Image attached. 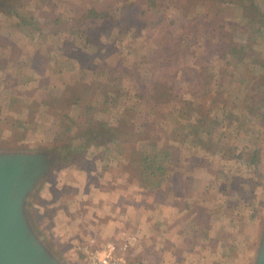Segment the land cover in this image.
Wrapping results in <instances>:
<instances>
[{
  "label": "rangeland",
  "instance_id": "374dc122",
  "mask_svg": "<svg viewBox=\"0 0 264 264\" xmlns=\"http://www.w3.org/2000/svg\"><path fill=\"white\" fill-rule=\"evenodd\" d=\"M105 1L112 5V0ZM175 1L167 0L168 4L164 9L158 13H151L152 18L149 20L151 19L152 22L156 21L159 15L164 17L162 31L161 28L157 30L153 27L150 31H132L122 40H108L106 35L100 40L99 47L96 44L82 49L78 46L79 41L77 42L74 36L67 33L50 35L46 40L39 42L32 41L18 28L16 18L6 14L7 7L0 13V39L5 40L0 42V56L5 55L0 57V149L48 151L59 160L58 166L48 180V185L40 189L42 193L31 203V217L35 223L40 224L43 221L41 212L47 205L45 194L61 171L71 173L83 171L88 173V177L99 179L106 169L126 168L133 178L148 187L154 188L153 184L156 183L159 190L162 188L165 171L152 183L140 180L129 166L128 155L126 161L121 164L116 160L108 164L100 160L87 164L88 170L98 165V170L94 169L91 173L85 169L67 168L64 154L58 149L55 140L62 132L63 126L64 130L71 129L66 134L74 131L79 108L71 107L68 112H63L51 106V103L60 98L65 91L77 92L86 82L109 84V76L113 71H118L120 66L121 69L128 67L129 73L120 74L117 86L110 84L112 89L103 91L107 99L95 109L99 119L113 126L128 123L129 119L124 111L129 102L125 92L134 87L136 79L148 81L154 76L166 75L169 72L162 64L148 60L145 57L146 52L151 48L155 49L156 41L161 38L168 39L169 34L184 36L190 24L195 25L200 21L209 4V0H178L180 4L176 6ZM89 2L91 0H52V2L31 0L24 2L23 8L18 7L21 12L30 11L35 17L44 21L55 16L74 15L75 11L80 10L79 7H86ZM246 2L248 5L251 2L262 7L264 11V0H246ZM6 3L8 5L7 1ZM12 3H15L14 0ZM75 5H78V8ZM224 13L225 29L233 32L235 43H246L251 35L250 48L253 52L246 54L240 62L237 60L238 57L228 56L221 59L216 52L217 36L214 33L212 35L207 33L198 40L186 41L179 57L188 67L200 69L206 66L209 83L198 84L199 76L194 77L191 74L179 80L177 87L181 90L180 95L174 103L166 106L164 125L162 123L159 125L163 129L158 132L157 137L161 150L167 154L170 149L177 147L182 136H189L192 138L191 147L200 148L202 150L200 154L220 153L226 161L232 163L229 167L234 172L240 174L244 171L252 176V184L257 189L258 199L253 204L257 213L250 225L251 245L248 246L249 251L244 256L246 261L243 256L240 257L242 255L240 253L238 257L235 256L243 259L244 264H252L264 221V67L262 66L264 41L257 33L260 24L252 13L245 15L243 9L235 4L226 5ZM145 19L148 21L147 18ZM169 20L173 25H170ZM192 78L197 81L196 84L192 82ZM207 89L211 92L209 93ZM191 92H198L200 96L195 97ZM11 97L17 101L11 103ZM189 103L191 105L185 107ZM208 119L212 120V123H207L212 125V134L208 138L212 141H206L209 146L206 150L195 144L193 134L183 126L198 124L200 136L197 138L205 139L208 136L201 124ZM143 120L145 116L142 113L136 115V123H141ZM188 146L189 143H179V150L185 152ZM111 147L115 148L116 145L112 144ZM79 152L86 153L87 158L91 160L95 159L97 154L92 147L83 148ZM254 152L258 153L256 163L251 161ZM170 159H174L172 155L167 160L168 164ZM203 159L202 157L201 161ZM101 166L105 168L99 170ZM194 220L193 218L189 223ZM44 233L56 247L48 231L44 230ZM229 234V240L236 243L237 239L232 238L231 231ZM56 248L63 254L58 247ZM233 249L241 250L236 244ZM227 257L229 260L232 259L231 255Z\"/></svg>",
  "mask_w": 264,
  "mask_h": 264
},
{
  "label": "crops",
  "instance_id": "0c3cea01",
  "mask_svg": "<svg viewBox=\"0 0 264 264\" xmlns=\"http://www.w3.org/2000/svg\"><path fill=\"white\" fill-rule=\"evenodd\" d=\"M182 142L189 143L185 152L179 150ZM191 142L182 136L167 153L174 159L160 190L156 183L152 188L133 178L126 168L106 169L99 179L61 171L45 194L40 225L70 264H87L80 246L120 243L134 234L139 241L129 264H244L257 213L252 176L234 172L220 153L200 154ZM235 244L242 252L233 249ZM239 253L243 259L235 257Z\"/></svg>",
  "mask_w": 264,
  "mask_h": 264
},
{
  "label": "trees",
  "instance_id": "16d2710c",
  "mask_svg": "<svg viewBox=\"0 0 264 264\" xmlns=\"http://www.w3.org/2000/svg\"><path fill=\"white\" fill-rule=\"evenodd\" d=\"M5 1L8 2L6 14L16 18L18 28L24 31L30 40L39 42L46 40L50 35L67 33L79 41L77 42L81 49L96 44L99 47L100 40L106 35L108 40H122L132 31H150L151 27L157 30L161 28L162 31L165 23L164 17L159 15L154 22L149 18H152L151 13L160 12L168 4L167 0H112L111 5L105 0H91L88 6L79 7L80 10L75 11L74 15L55 16L52 19L42 21L30 11H20L19 7L23 8L22 4L31 0H14L15 3H12V0ZM45 1L52 2V0ZM180 1L176 0L174 4L178 6ZM231 4L241 7L245 15L252 13L256 17L260 24L257 33L264 41V11L262 7L251 2L248 5L246 0H209L207 10L201 15L200 21L195 25L190 24L184 36L169 34L168 39L161 38L156 41L157 47L155 49L151 48L146 52L145 57L148 60L162 64L163 68L169 72L166 75L154 76L148 81L136 79L134 87L125 92V97L129 102L124 111L125 116L129 119L128 123L113 126L107 121L99 119L95 112V109L107 99L103 91L112 89L110 84L117 86L120 74L129 73L128 67L121 69L120 66L118 71H113L109 76V84L96 81L86 82L81 85L77 92L68 90L60 98L55 99L51 106H55L60 111L68 112L71 107L79 108L74 131L71 134H66L70 128L64 130L63 126L62 132L56 136L55 140L58 143V149L64 154L67 168L88 170L86 169L89 167L87 164H93L97 160L107 164L115 160L118 163H123L127 159L126 155H128L130 157L127 159L129 166L138 179L152 183L156 177H160L166 171L169 155L164 154L159 145L157 136L158 132L163 129L159 125L160 123L164 125L166 106L174 103L180 95L181 90L177 87L179 80H183L186 75L191 74L194 77L199 76L198 84L204 85L205 83L207 85L209 83L208 77H206L208 73L206 66L200 69L193 66L188 67L179 57L183 44L193 39L198 40L207 33L209 35L214 33L217 36L216 52L221 59L228 56L238 57L237 60L240 62V59L243 60L242 58L246 54L253 52L250 48L251 35L247 38L246 43L238 44L233 39V32L225 29L223 23L226 18L224 8ZM75 6L78 8V5ZM169 22L170 25H173L172 21L169 20ZM3 40L0 39V42ZM262 55L264 57V52ZM0 57H5V55ZM262 66L264 67V58ZM202 76L204 77L202 78ZM192 82L196 84L197 81L192 78ZM207 90L209 93L211 92L210 89ZM191 94L195 97L196 95L200 96L198 92H191ZM15 101H17L15 98H10L11 103ZM190 105L189 103L185 107ZM140 113L145 116V120L136 123L135 117ZM203 122L201 126H204L205 134L208 136L205 139L197 138L200 136L198 124L192 125V123L183 127L193 134L195 144L206 149L209 147L206 141H212V139H208L212 134V125L207 123H212V120L208 119L207 122ZM112 144H115L116 147H111ZM87 147H92L97 152L95 159H88L86 153L79 152V150ZM251 161L253 163L258 162L257 152L253 153ZM92 168L88 170L90 173L94 169L98 170V165Z\"/></svg>",
  "mask_w": 264,
  "mask_h": 264
},
{
  "label": "water",
  "instance_id": "95a60500",
  "mask_svg": "<svg viewBox=\"0 0 264 264\" xmlns=\"http://www.w3.org/2000/svg\"><path fill=\"white\" fill-rule=\"evenodd\" d=\"M6 7L0 0V13ZM58 163L48 151L0 149V264H70L31 217V203ZM252 264H264V221Z\"/></svg>",
  "mask_w": 264,
  "mask_h": 264
},
{
  "label": "built area",
  "instance_id": "2783aa9c",
  "mask_svg": "<svg viewBox=\"0 0 264 264\" xmlns=\"http://www.w3.org/2000/svg\"><path fill=\"white\" fill-rule=\"evenodd\" d=\"M139 241L138 235H128L120 243H107L101 247L80 246L87 264H129V253Z\"/></svg>",
  "mask_w": 264,
  "mask_h": 264
}]
</instances>
